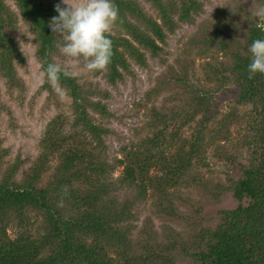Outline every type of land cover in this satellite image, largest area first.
<instances>
[{
  "label": "trees",
  "instance_id": "trees-1",
  "mask_svg": "<svg viewBox=\"0 0 264 264\" xmlns=\"http://www.w3.org/2000/svg\"><path fill=\"white\" fill-rule=\"evenodd\" d=\"M148 1L159 10L161 23L136 0H114L119 9L116 24L124 33H109L113 56L104 77L110 84L121 80L124 72L130 73V60L145 67L147 52L158 56L167 35L164 26L172 30L176 25L162 0ZM15 4L34 34L35 58L48 84L46 68L56 63L53 55L63 43L48 26L58 16L55 6L60 3L15 0ZM200 5L197 0H180L179 20L191 21V13L200 10ZM16 21L15 13L0 0V75L8 89L21 93L25 85L15 65L24 62V57L9 32ZM255 39H264L263 25L248 29L245 46L225 40L233 64L223 84L236 88L233 106L208 116L212 93L192 88L183 105L168 113L153 112L149 122L153 129L125 155L128 161L119 182L135 188L137 197L150 188L160 190L169 182L176 186L185 181L192 160L212 142L213 154L238 168L240 176L229 178L223 192H230L239 204L221 210L217 224L205 229L204 245L190 264H264V74L250 79L247 71L249 47ZM67 72L57 83L69 98L70 114H57L47 123L41 152L20 179V159L3 167L7 149L0 141V264H115L107 247L127 242L129 229L121 222L133 216L134 202L127 198L119 202L112 194L115 185L109 174L113 166L102 157L108 129L95 118V114H109L99 97L107 95ZM0 109L8 111L1 102ZM232 126L237 127L236 136ZM52 160L56 163L51 170ZM151 169L162 174L151 175ZM31 212L42 216L43 232L33 236L22 231L11 238L9 224L24 223ZM165 264H172V259Z\"/></svg>",
  "mask_w": 264,
  "mask_h": 264
},
{
  "label": "rangeland",
  "instance_id": "rangeland-1",
  "mask_svg": "<svg viewBox=\"0 0 264 264\" xmlns=\"http://www.w3.org/2000/svg\"><path fill=\"white\" fill-rule=\"evenodd\" d=\"M48 1L61 3V0ZM136 1L146 14L162 22L153 4L148 0ZM162 1L176 25L172 30L164 26L167 35L161 53L152 57L147 52L145 67L130 60V73L124 72L123 78L114 84L105 79V69L90 72L84 59L64 56L60 52L62 44H58L53 55L54 61L75 75L79 83L97 87L107 95L99 97L106 103L109 114H95L96 121L108 129L103 136L102 157L113 166L109 174V181L115 185L112 194L119 202L126 198L134 202L133 216L121 222L129 229L127 242L107 247L115 264H165L169 259L172 264H190L204 245L205 229L217 224L221 210L239 204L230 192H223V187L229 178H238L240 172L235 164L230 166L213 154V142L204 147L205 153L192 160L190 177L176 186H170L169 182L165 188H150L143 197H137L135 188L119 182L128 161L125 155L153 129L149 123L153 112L168 113L171 108L183 105L192 88L212 93L208 116L233 106L236 88L223 84V77L229 75L233 64L232 50L225 46V40L245 46L248 29L253 24L264 27V0H197L201 3L200 10L191 13V21L179 20L180 0ZM4 2L17 18L9 32L24 57V62L17 63L15 69L25 89L21 93L8 89L0 75V102L9 111L0 109V141L1 147L7 149L3 167L20 159L17 174L20 179L41 152L40 141L47 123L57 114H70L69 98L54 83L45 84L34 54V34L21 17L15 0ZM122 32L115 23L110 33ZM236 128L232 126L233 136L237 135ZM55 163L50 162L51 170ZM150 174L162 173L151 169ZM22 231L39 236L43 232L42 216L31 212L24 223L15 222L7 227L11 238Z\"/></svg>",
  "mask_w": 264,
  "mask_h": 264
},
{
  "label": "clouds",
  "instance_id": "clouds-1",
  "mask_svg": "<svg viewBox=\"0 0 264 264\" xmlns=\"http://www.w3.org/2000/svg\"><path fill=\"white\" fill-rule=\"evenodd\" d=\"M55 11L58 16H54L48 26L53 34L63 38L60 52L66 57L84 59V66L90 72L106 69L113 56L109 33L119 16L114 0H61ZM249 51L247 71L251 79L257 73L264 74V39H255ZM61 74L69 75L60 64H48L47 79L57 84L58 91Z\"/></svg>",
  "mask_w": 264,
  "mask_h": 264
}]
</instances>
